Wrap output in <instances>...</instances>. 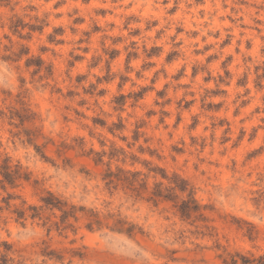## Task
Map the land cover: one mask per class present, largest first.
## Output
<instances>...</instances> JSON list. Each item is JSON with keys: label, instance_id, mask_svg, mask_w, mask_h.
<instances>
[{"label": "rangeland", "instance_id": "374dc122", "mask_svg": "<svg viewBox=\"0 0 264 264\" xmlns=\"http://www.w3.org/2000/svg\"><path fill=\"white\" fill-rule=\"evenodd\" d=\"M3 161L21 174L0 183L8 264L263 262L264 0H0ZM153 167L198 207L150 199L171 185ZM117 168L140 196L106 185ZM47 191L85 211L45 225L28 206ZM90 210L141 230H89Z\"/></svg>", "mask_w": 264, "mask_h": 264}, {"label": "trees", "instance_id": "16d2710c", "mask_svg": "<svg viewBox=\"0 0 264 264\" xmlns=\"http://www.w3.org/2000/svg\"><path fill=\"white\" fill-rule=\"evenodd\" d=\"M92 152V151H91ZM98 155L96 163H100L102 160L103 153L93 152ZM17 170H10V166L6 161H3V164L0 165V174L2 176L0 183L13 184L17 177H20V172ZM152 171H160L163 177H166L169 180L171 185L162 187L161 183L155 184L154 190L150 199L154 198H164L166 200H175L177 196L175 191L179 190L181 192L188 191V198L182 200L180 203V211L182 215L186 216L192 211V209L197 208L198 205L195 199L192 197V191L188 189V183L186 180L179 178L178 175H173L172 177H167L164 170L161 168L153 167ZM141 173L139 171L131 172L129 170H124L123 168H117L116 170L107 169L103 174V180L109 188L117 189L119 186L122 189H128L131 195L140 196V190L145 188L146 182L144 179L140 178ZM40 205H29L28 209L31 211V217L38 219H43L44 224L46 225L49 221V216H44L46 211L58 210L60 212L59 220L54 222V224H49L51 227L55 225L60 229L67 228L71 226L68 222L70 217H75L77 211L84 210V207H76L75 205H70L66 200L60 199L54 193L47 191L44 195L39 198ZM194 203L193 205H191ZM23 212H19L21 216ZM88 222L86 223V228L89 230L100 229L102 227H107L110 231L117 233H124L126 235H133L135 231H140V227L137 225L128 222L119 215L109 214L101 217L100 213L97 211L90 210L87 212ZM111 219V222L108 221ZM0 246L3 247V251L0 250V264H8L11 259L8 258V252L10 251L11 246L6 242H0ZM231 263L236 264L241 262L242 264H252L255 260L250 259L244 255L236 253L231 255ZM263 258H259L256 264H264L262 262Z\"/></svg>", "mask_w": 264, "mask_h": 264}]
</instances>
